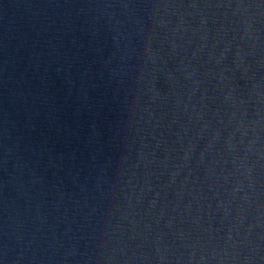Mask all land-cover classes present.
<instances>
[{"label": "water", "instance_id": "95a60500", "mask_svg": "<svg viewBox=\"0 0 264 264\" xmlns=\"http://www.w3.org/2000/svg\"><path fill=\"white\" fill-rule=\"evenodd\" d=\"M0 264H264V0H0Z\"/></svg>", "mask_w": 264, "mask_h": 264}]
</instances>
